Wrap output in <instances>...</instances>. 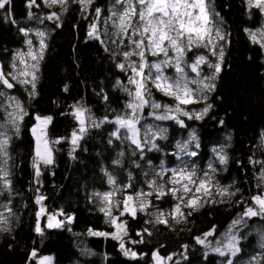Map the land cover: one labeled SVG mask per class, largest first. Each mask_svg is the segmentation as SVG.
<instances>
[{
    "label": "trees",
    "instance_id": "16d2710c",
    "mask_svg": "<svg viewBox=\"0 0 264 264\" xmlns=\"http://www.w3.org/2000/svg\"><path fill=\"white\" fill-rule=\"evenodd\" d=\"M113 1L94 0L83 15L80 6L72 0L66 12H61L58 5L47 7L43 0H36L39 7L31 8L29 0H11L10 9L0 10V59L5 73L12 72L16 52L26 45L27 36L21 29L40 28L46 32L36 94L30 96L31 89L27 85L17 83L13 89L0 85V90L17 97L28 113L20 122L19 133L11 134L9 143L12 191L8 199L15 217L10 231H0V264H36L30 259L33 249L38 256L53 254L55 264H156L154 252L164 258L171 255V264L177 261L179 264H220L222 258L227 257L198 244L195 237L215 228L209 239L212 246H217V241L226 243L224 233L231 222L252 205L253 196L264 192V180L260 179L264 171V48L253 42L245 31L261 27L264 15L254 7L249 11L247 0H214L225 36L221 71L216 74L215 89L209 92L206 103L189 105L211 104L212 107L199 120L187 119V127L164 121L167 138L158 139V149L140 159L139 152L132 154L134 146L127 140L111 135L116 125L109 121L115 120L128 101L124 91L127 74L117 67L121 57H114L105 50L104 44L87 35L89 24L95 19V8L102 10L101 22ZM8 11L15 23L4 19ZM54 11L60 14L59 27L55 21L46 19ZM29 12L33 14L31 18ZM108 47L111 49L109 44ZM152 95L162 103L172 102L171 97L154 88ZM74 106L89 110L86 116L90 120L82 134L73 115ZM36 115L52 117L47 133L51 141H60L52 144L53 163L41 164L39 182L32 166L35 137L31 129ZM4 118L5 112L0 108V122ZM92 120L99 126H92ZM190 127L198 134L197 158L202 165L206 164L216 144H226L227 162L220 177L236 194L209 200L195 209L187 208V218L180 223L172 218L167 224L155 223L148 213L139 210L134 218L128 214L121 216L120 220L126 221L125 247L139 254L136 259L124 255L119 240L90 235V229L108 233L116 230L101 211L97 197L98 192L111 186L108 174L114 175L123 186L133 184L132 178L141 180L142 162L147 158L155 163L163 158L172 160L176 142ZM74 131L82 135L76 145L71 143ZM117 160L119 164L115 163ZM38 196L45 199L37 203ZM174 202L170 195L154 200L163 209L172 208ZM189 211L191 215H187ZM52 214L61 218L63 227H46L48 216ZM37 222L44 230L43 236L35 231ZM252 226L264 229V218H246V226H237L241 251L233 258V263L236 258L249 257L258 250L259 238L253 232L247 233ZM141 239L142 243H131ZM184 245L188 246L187 250Z\"/></svg>",
    "mask_w": 264,
    "mask_h": 264
},
{
    "label": "snow or ice",
    "instance_id": "6c2138e0",
    "mask_svg": "<svg viewBox=\"0 0 264 264\" xmlns=\"http://www.w3.org/2000/svg\"><path fill=\"white\" fill-rule=\"evenodd\" d=\"M43 2L49 8L58 5L61 12L68 10L69 0H43ZM72 2L80 6L81 15H83L91 8L94 0H72ZM34 5L39 7L36 4V0H29L28 7L31 8ZM247 5L249 11L254 7L264 15V0H247ZM10 6L11 0H0V10L10 9ZM94 12L95 19L89 24L88 37L99 40L101 44L105 45V50L109 51L114 57L123 58L117 64V67L130 73L127 83L132 86L131 88L124 86V91L128 93L131 100L126 105L127 111L124 114L117 115L114 121H109L116 125V130L111 135L117 139L127 140L130 145L134 146L132 154L135 155L139 152L141 158H143L145 148L149 151L157 149L156 140L167 138L166 128L159 125L141 124V120L144 119L143 109L145 107L151 109L149 115L154 120H171L181 127H187L184 120L180 118L181 116L199 120L211 109L212 105L206 104L199 113H193L187 110L186 106L198 103L201 99H207L204 93L215 89V84L211 81L215 80L216 74L221 71V65L220 63H209L207 57L203 54H196L191 62L186 57L189 52L201 48L208 49L214 56L217 55V42L225 39L221 29L217 26L219 13L215 11L214 0H114L109 15L103 20V28L101 30L100 18L102 10L97 7ZM32 15L29 12L30 18ZM85 18L87 17L85 16ZM4 19L15 23L10 11L4 16ZM46 19L55 21L57 26H60V14L58 12H52ZM245 31L249 33L253 42L260 43V46L264 48V27L257 29L255 32L249 29ZM21 32L25 36L29 34L25 29H21ZM36 35L41 38L39 41V52H33L32 41H27L29 45L27 55L35 62L30 68L24 59V53H18L20 62L25 65L23 69L5 73L3 66L0 65V85L5 89H13L18 83L30 86V96L36 94L38 62L43 58V50L46 47L43 39L45 33L37 30ZM257 35L262 38L261 41H257ZM109 42L112 45L111 49L108 47ZM149 57L156 59L150 60ZM218 58L219 60L223 59L222 48L219 49ZM203 64H208L210 68L215 70L211 76L201 75V65ZM12 67L16 69L17 66L14 63ZM169 68L174 70L175 76L166 74ZM153 72H155V75H153ZM190 73L194 75H190ZM120 83L118 81V84ZM149 83L163 95L171 97L174 103L169 105L157 102L152 97L151 89L148 87ZM65 91H67V87H65ZM0 108L3 109L7 117L6 122L0 124V195H2L4 191L9 192V194L12 191L11 172L9 169L11 157L8 152L11 136L8 133L10 129H14L15 133L18 134L20 122L23 121L28 113L17 97L8 95L6 91L2 90H0ZM88 112L89 110L86 108L74 106L73 115L80 125V134L87 130L86 123L90 120V117L86 116ZM35 120L37 124L31 129L35 137L32 166L35 169L37 182H39L41 164L50 165L53 163V148L50 145L60 141L49 142L43 138L46 135L43 130L51 123V116L41 117L36 115ZM91 124L92 126H99L94 120L91 121ZM38 129L41 130V135H37ZM142 129L143 132L141 131ZM81 138L82 135H78L74 131L71 143L76 145ZM197 139L193 130L189 140L183 143L178 142L177 148L184 154L195 156L197 154L195 151L189 153L187 149L189 143ZM109 143H111V140ZM195 146L198 148L199 144L197 143ZM123 155L124 153L121 152L120 156ZM219 162L221 164L227 162L226 156L222 153L219 154ZM115 163L119 164L120 161L117 160ZM136 167L139 168L140 165L136 164ZM209 168L213 172L215 171L211 165H209ZM144 176L147 178L146 183L149 191L140 189L124 195L122 200L113 201V197L117 192L123 193L126 189L132 187V184L128 183L122 188L117 187L113 191L102 194L105 207L101 211L105 212L106 216L109 217L108 222L114 225L116 229L114 232H94L91 229L89 230L90 235L111 236L113 239L119 240L120 249L124 252V255L133 259H136L139 254L125 247L123 237L127 235L126 221H121L120 217L128 214L134 218L137 210L144 212L152 206V201L148 197L155 195L158 200L165 195H171L173 199L177 200L172 211L168 213L162 211L152 213L155 216V223L167 224L166 216H170L176 223L186 220L187 217L181 206L195 209L201 200V197L197 196L196 193H202L203 196L207 197L212 194L211 189L214 187L216 194L221 197H230L236 194L235 192H230L227 187H219L213 184L209 172H204L202 176H197L195 169H189L186 166L167 168L161 163L158 168L151 169V176L149 172H144ZM165 177H167L166 180ZM260 179L264 180V171L261 172ZM129 180H131V174H129ZM108 182L112 185L116 184L115 179L110 174H108ZM189 193L192 195L188 196ZM43 199L45 197L38 196L37 203H40ZM203 202L207 203L208 201L204 200ZM220 202L224 201L221 200ZM3 207L7 208L11 215H14L7 204L3 205ZM113 208L119 210V215H113ZM43 211L44 209L41 208V212ZM60 214L62 215L63 213ZM191 214V211H189L187 215ZM37 216L39 218V212ZM252 217L264 218V192L253 196L252 205L246 207L244 212L231 222L228 231L224 233L226 243L217 241V246H212V241L208 237L214 235L215 228L203 233L202 236L195 237V240L205 248H210L212 252L220 256L229 257L226 260V264H233L232 258L236 257L241 251L239 247L241 237L237 226H246V218L251 219ZM8 223L9 217L0 212V231H10V228L5 226ZM46 227L49 229L61 228L63 227V221L57 220L56 214L49 215ZM35 231L41 236L44 235V230L40 227L39 222H37ZM147 231L148 229H144V232ZM137 235L142 237L143 233H137ZM142 242L143 239L131 241L133 244ZM183 247L187 250L188 246L184 245ZM172 258L171 255L166 257L169 261ZM30 259H34L36 264H53L51 256H38L36 249L32 250ZM153 259L156 264H161V261L165 258L160 257L158 252H154ZM177 264H179L178 261Z\"/></svg>",
    "mask_w": 264,
    "mask_h": 264
},
{
    "label": "rangeland",
    "instance_id": "374dc122",
    "mask_svg": "<svg viewBox=\"0 0 264 264\" xmlns=\"http://www.w3.org/2000/svg\"><path fill=\"white\" fill-rule=\"evenodd\" d=\"M113 4H114V1L111 3V5L109 7V12H110ZM109 12H108V15H109ZM107 16H105V17H107ZM104 18H103V20H104ZM103 20L101 21V30L103 28ZM217 26L221 29V32L224 35V31L222 30V27H221L219 21L217 23ZM262 27H264V24L261 27H258V28H255V29H251V31L255 32L257 29H260ZM37 30L38 31H42V32L45 33V36L43 37V39H44L45 44H46V32L43 29L35 28V29L27 30L29 32V34L27 35V41L28 40L32 41V51L33 52H39V50H40L39 41H40L41 38L36 35V31ZM109 30H111V29H109ZM261 40H262V38L259 35H257V41H261ZM27 41H26V45L23 48H20L16 52L13 64L15 63L17 67H16V69H13V67H12V71H16L18 69H23L25 67V65L20 62L18 53H24L25 54L24 59H25V61H26V63H27L29 68L31 67V65L33 63H35L34 61H32L31 57L27 55V53L29 51V45H28ZM108 44L112 48V45L110 44V42ZM220 48L223 49V40H220V41L217 42V55H215V56L212 55V53L208 49L201 48V49H194L192 52H189L187 54L186 58H187V60L189 62H191V60L194 58V56L196 54H203V55H205L207 57L209 63H212V64L220 63L221 64L222 60H219V58H218L219 57V49ZM193 53H195V54H193ZM122 59L123 58L121 57L120 62L122 61ZM149 59L152 60V59H156V58L149 57ZM39 62H40V60H39ZM39 62H38V68H39ZM214 71L215 70L213 68H210L208 66V64L201 65V75L202 76H204V75L211 76L214 73ZM126 74H127V82H128V76L130 75V73L126 72ZM166 74L169 75V76H175V72L171 68L167 69V73ZM36 75H37V73H36ZM153 75H155V72H153ZM190 75H194V74L190 73ZM127 82H126L125 86L131 88L132 86L128 85ZM211 82L214 83V80L211 81ZM148 87L151 89V94H152V88H154V87H152L151 83H149ZM209 92L210 91H207V92L204 93V95H206L207 98H208ZM152 97H153V95H152ZM130 100H131V97L128 95L127 104L129 103ZM156 101L161 103V104H169V105L174 103L173 99H172V102H167V103H162L159 100H156ZM206 101H207V99L206 100L201 99L198 103H206ZM126 105H125L124 109L119 113V115L124 114L127 111ZM205 106H206V104H204L202 106H198V107L187 105L186 108H187V110H190L193 113H199ZM143 110H145V112L143 113L144 119L141 120V124L142 125H153V126L159 125L160 127H163V128L167 129L166 125L164 124V121L154 120L149 115V113L151 111L150 108L145 107ZM41 117H45V116H41ZM180 118L183 119L184 122H186V120L188 119V118L183 117V116H181ZM6 119H7V117H6V113H5V118H4V120L2 122H0V124L5 123ZM36 124H37V121H36L35 125ZM47 126L43 130L44 133H46V135L43 138L47 139L49 142H51V140H50V138L48 136V133H47ZM193 130L195 131L196 136L198 138L197 131H196V129L194 127L186 128L185 134L183 136H181L179 138V140L176 142V148H175V151L173 152L172 160H169L168 158H163L159 163H155L151 158H147L146 160H144V162H142V166H141L142 167V173H143V177L141 178V180L138 181V180L132 178L133 181H134L133 184H132V187L126 189L123 193L117 192V194L113 197V201L122 200L124 195L133 193V192H135L137 190H140V189H143L144 191H149V188H148L147 183H146V179L147 178L144 176V172H149L150 176H151V169L158 168L161 163H163L165 165V167H167V168H179V167H185L186 166L189 169H195L196 173H197V176H202L204 172H209V174H210V176L212 178L213 184H215V185H217L219 187H227V188H229V191L232 192L233 190H232L231 185L222 183V180H221V177H220V172L222 171L223 165L225 163L221 164L219 162V154L222 153L227 158V155H226V144L225 143H219V144H216L213 147L212 154H211L210 158L208 159V161L206 162V164H204V165H202L200 163L199 159L197 158V155H198V152H199V147L197 148L195 145L197 143L199 144V138L196 141H193V142L189 143V146H188V149H187V151L189 153L192 152V151H195L197 153L195 156L184 154L177 148V143L178 142L183 143V142H186V141L189 140L190 134H191V132ZM141 131L143 132V129ZM13 132H14V129H10L8 134L11 136V134ZM121 132H123V130H121ZM37 135H41V130L40 129L37 130ZM157 140H156V143L158 145ZM50 146L53 148L52 144ZM157 149H153V150H157ZM8 152L10 154L9 146H8ZM148 152H149V150L147 148H145V152H144V155H143L142 159H144L146 157ZM140 159H141V156H140ZM53 160H54V149H53ZM137 162H139V159H137ZM149 162H150V165H149ZM209 165H211L212 168L215 169L214 172L209 168ZM9 169H10V172H11L12 164H11L10 160H9ZM111 176L115 179L116 184L115 185L110 184L111 186H110V188L108 190L97 193V197H98V200H99V202L101 204V208L105 207V203H104V201L102 199V194L107 193L109 191H113L114 188H117V187L122 188L123 187V185H121L116 180L114 175H111ZM166 179H167V177H165V180ZM211 192H212V194L210 196H207V197L203 196L202 193H196L197 196L201 197V200L198 202L196 207H199L200 205H202L204 203L203 202L204 200H207V201H209V200H219V199H223L225 197H228V196L221 197V196L217 195L214 187L211 189ZM98 194H100V195H98ZM9 195H10L9 192H7V191H4L3 194L0 195V212H3V214L5 216L9 217V223L7 225H5V226L10 228L11 225L13 224L15 213L13 211L11 200L8 199ZM191 195H192L191 193L188 194V196H191ZM148 199L152 201V206L147 208L144 212L148 213L149 218L151 220H154V221H155V216L152 215V213H155L157 211H162L164 213H168V212L172 211L174 205L177 203V200L174 199L175 202H174L172 208L163 209V208L159 207L158 204L154 203V200H157L155 195H153L151 197H148ZM186 200H187V197H186ZM6 204L12 209V213H14V215H11L8 212L7 208L3 207V205H6ZM181 207H182V210H183V212H184V214L186 216V209L187 208H185L183 205ZM112 211H113V215L114 216L119 215V210L118 209L113 208ZM56 218H57V220H61V218L58 215H56ZM107 218L109 220V217H107ZM169 218H171V217L170 216H166L167 220ZM53 223H55V221H53ZM250 232H253V234L257 235V237L259 238V246H258L259 248H258V250L256 252L252 253L249 257L236 258L233 264H264V229L261 226H252L248 230L247 233H250ZM208 239H210V237H208ZM41 256H51L53 258V264H55L53 254H45V255H41ZM160 257H162V256H160ZM228 258L229 257H227L226 259L222 258L220 264H226V260ZM161 264H171V261H169V260H167L165 258V259H163L161 261Z\"/></svg>",
    "mask_w": 264,
    "mask_h": 264
},
{
    "label": "water",
    "instance_id": "95a60500",
    "mask_svg": "<svg viewBox=\"0 0 264 264\" xmlns=\"http://www.w3.org/2000/svg\"><path fill=\"white\" fill-rule=\"evenodd\" d=\"M0 65H2L3 66V64H2V62H1V59H0ZM4 69V68H3Z\"/></svg>",
    "mask_w": 264,
    "mask_h": 264
}]
</instances>
